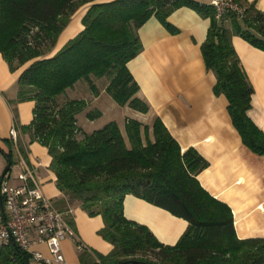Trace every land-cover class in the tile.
I'll return each mask as SVG.
<instances>
[{"label":"trees","instance_id":"16d2710c","mask_svg":"<svg viewBox=\"0 0 264 264\" xmlns=\"http://www.w3.org/2000/svg\"><path fill=\"white\" fill-rule=\"evenodd\" d=\"M94 1L0 0V54L11 71L26 66L17 80L15 101L34 102L29 124L15 126L29 135V142L46 147L48 168L63 195L58 209L68 212L72 203H78L88 216L100 215L103 226L97 233L112 245L107 254L84 246L78 251L80 261L264 264V238L237 237L230 207L211 196L197 179L208 162L192 147L182 151L159 118L152 123L151 135L148 126L128 118L126 139L115 121L78 138L82 131L76 120L87 102L102 92L94 79L104 77L109 82L103 91L116 103L148 111L147 103L136 96L138 85L127 68L142 49L137 31L154 16L175 33L167 17L185 6L209 19L201 54L216 78L213 93L227 99V112L242 143L264 155V132L248 116L253 87L231 42L238 35L264 50V13L248 0H234L244 8L241 19L227 12L219 20L209 3L195 0ZM87 3L92 4L82 17L83 28L50 56L71 16ZM77 93L81 97H71ZM98 115V111L87 113L91 119ZM6 144L10 149L2 152L10 166L14 144L26 160V149L18 139ZM9 170L7 166L2 177ZM127 194L187 221L178 241L163 244L146 226L127 219L123 214ZM67 221L74 227L69 213ZM30 263L29 254L14 243L0 249V264Z\"/></svg>","mask_w":264,"mask_h":264},{"label":"crops","instance_id":"0c3cea01","mask_svg":"<svg viewBox=\"0 0 264 264\" xmlns=\"http://www.w3.org/2000/svg\"><path fill=\"white\" fill-rule=\"evenodd\" d=\"M109 1L112 0L92 3ZM248 1L264 13V0ZM92 3L83 4L76 10V16H71L53 49L62 47L83 28L80 18ZM167 21L176 29L175 33L169 32L154 16L137 31L142 49L127 62V68L138 85L136 96L147 103L148 111L135 110L134 118L127 119L133 118L148 126L151 135L152 123L159 118L182 151L194 148L208 162L197 179L211 196L230 207L237 237L264 238V155L253 153L242 143L227 112V99L213 93L216 78L206 69L201 54L209 19L183 6L173 10ZM231 42L253 87L248 116L264 132V50L238 35L232 36ZM25 67L11 71L0 54V142H16L9 132L12 128L17 131V139L26 149V160L18 154L19 173L24 164L30 167L43 193L58 208V200L63 195L56 187L54 173L48 168L50 157L46 147L37 141L28 145L29 135L15 126L16 123L27 125L33 117V101H15L17 80ZM101 95L93 96L89 101L95 102ZM3 163L0 157V169ZM10 174H6L7 180ZM14 184H18L17 177ZM68 213L73 219L77 238L84 246L101 254L112 250V245L97 233L103 226L100 215L88 216L78 203H72ZM123 214L146 226L166 245H174L187 227L183 218L132 194L123 199ZM33 248L47 255L45 246L34 245ZM62 251L64 262L61 264H82L71 241L62 242Z\"/></svg>","mask_w":264,"mask_h":264},{"label":"built area","instance_id":"2783aa9c","mask_svg":"<svg viewBox=\"0 0 264 264\" xmlns=\"http://www.w3.org/2000/svg\"><path fill=\"white\" fill-rule=\"evenodd\" d=\"M209 5L214 8L217 20L227 12L235 13L239 19L244 16V8L234 0H210ZM9 134L17 140L14 128ZM5 176L0 180V249L14 243L29 254L30 262L42 264L64 262V240L71 241L78 251L83 249L84 244L67 221L68 212L56 208L43 193L30 167L24 164L17 176L18 184L3 182ZM34 245L45 246L47 255L34 249Z\"/></svg>","mask_w":264,"mask_h":264},{"label":"rangeland","instance_id":"374dc122","mask_svg":"<svg viewBox=\"0 0 264 264\" xmlns=\"http://www.w3.org/2000/svg\"><path fill=\"white\" fill-rule=\"evenodd\" d=\"M208 1H210V0H205L204 2L206 3ZM77 12L74 13L72 16H76ZM83 15H82V17H83ZM82 17L80 18V25H82V21H81ZM79 31L80 30H78L77 33H79ZM59 49H52V51L50 52V56L54 55ZM94 81L96 82L100 91H102L101 92L102 95L95 102L92 100L87 102V106L81 112H79L76 115L78 127L81 129V131L83 133V134L79 133L78 138H82V136L84 134H90L93 131L100 129L106 123H108L110 121H115L116 124L118 125L119 129L121 130V133L125 136V132H124L125 120L127 119V117H133L134 118L133 114L136 113V111L130 107L129 108L126 107L125 105L124 106L119 105L118 103H116L114 101V99L108 93L103 91L104 87L109 82V77H104L101 80L94 79ZM83 82L84 81L81 80L78 84L79 85L83 84ZM85 92H87V91L85 90ZM71 97L76 99V98L81 97V96H80V94L77 93ZM85 97H88V95H86ZM89 111H98L99 115L94 117L93 119H91L87 116V113ZM32 143L33 142H27L28 145L32 144ZM39 145L42 146L41 144H39ZM9 149H10V147H9V145L6 144V142H0V157L3 158V162H4L3 165L1 166V169H0V179L2 177V174L5 170V168L10 164V162L6 159V157L2 151L8 152ZM11 150H12V159H11L12 164H11V168L8 172L11 174H10L9 180L6 179V176L2 180L3 182L6 181V183H8L9 185L14 184V179L19 174V164H17L19 152H18V149H17L15 144L12 145ZM32 264H42V263H33L32 262Z\"/></svg>","mask_w":264,"mask_h":264},{"label":"water","instance_id":"95a60500","mask_svg":"<svg viewBox=\"0 0 264 264\" xmlns=\"http://www.w3.org/2000/svg\"><path fill=\"white\" fill-rule=\"evenodd\" d=\"M8 167H10V164L8 165ZM120 264H143V263L138 262V261H126V262H123V263H120Z\"/></svg>","mask_w":264,"mask_h":264}]
</instances>
